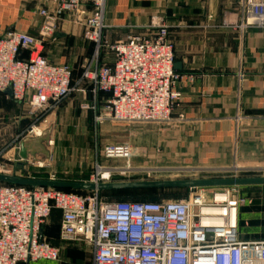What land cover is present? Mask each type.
<instances>
[{
    "label": "built area",
    "instance_id": "obj_1",
    "mask_svg": "<svg viewBox=\"0 0 264 264\" xmlns=\"http://www.w3.org/2000/svg\"><path fill=\"white\" fill-rule=\"evenodd\" d=\"M234 1L239 23L232 28L242 34L264 30V0ZM37 3L34 15L42 21L38 37L16 29L0 36V93L10 91L11 100L27 109L31 118L29 128L15 138L14 149L20 152L21 142L48 132L54 115L83 87L92 88L94 95H109L95 118L97 125L168 126L173 122V111L181 99L177 86L184 78L175 71L170 27L163 18H152L145 28L149 34L111 44L104 38L106 0ZM66 19L80 26L84 41L95 45L94 55L74 86L73 68L55 65L44 55L45 46ZM104 52L112 55V65L101 63ZM82 109L91 108L83 105ZM1 157L0 174L12 175ZM135 157L127 144L106 145L102 158L122 160L126 166L98 164L83 182H131L118 178L165 171L133 168ZM6 162L11 168L46 167L37 156L6 158ZM172 173L189 177L185 179L264 177V167ZM44 179L62 181L55 174ZM239 189L190 190L188 199L154 203L109 201L99 192L81 196L50 188L2 185L0 264L58 262L63 248L52 246L42 236L55 211L61 214V244L90 248L92 264H264V241L241 239L240 213L251 201Z\"/></svg>",
    "mask_w": 264,
    "mask_h": 264
},
{
    "label": "crops",
    "instance_id": "obj_2",
    "mask_svg": "<svg viewBox=\"0 0 264 264\" xmlns=\"http://www.w3.org/2000/svg\"><path fill=\"white\" fill-rule=\"evenodd\" d=\"M37 4V0H0V36L16 29L38 37L42 21L34 15ZM154 17L163 18L170 27L175 71L184 78L177 86L181 99L170 125H97L95 118L109 95H94L89 87L81 88L58 112L63 110L68 116L78 106L80 111L91 113L94 127L100 129L101 145L130 146L136 155L133 168L174 172L234 166L263 168L264 30L251 29L242 34L232 28L239 23L234 0H106L104 38L112 44L149 34L145 28ZM226 22L230 26H225ZM69 24L67 19L59 24L62 33L57 35L61 37L48 42L44 55L55 65L73 68L74 86L83 70L77 73V60L73 58L68 64L67 57L61 56V41L71 31ZM77 37L76 45L92 47L86 65L95 53V45ZM83 53L87 54L84 50L77 56ZM109 56L101 53V63ZM83 105L91 109L83 110ZM21 110L8 95L0 93V112L20 115ZM30 124L24 128L22 124L9 143L14 146L15 138ZM19 153L11 147L2 158L16 159ZM60 230L61 214L55 211L43 228V239L63 248Z\"/></svg>",
    "mask_w": 264,
    "mask_h": 264
},
{
    "label": "rangeland",
    "instance_id": "obj_3",
    "mask_svg": "<svg viewBox=\"0 0 264 264\" xmlns=\"http://www.w3.org/2000/svg\"><path fill=\"white\" fill-rule=\"evenodd\" d=\"M68 21V20H67ZM70 30L67 32L66 40L61 41L63 57H67L66 62L70 64L71 59H76L74 70L80 73L83 70L88 56L92 52V47L86 44L76 45L77 35L81 40L82 29L73 21H68ZM62 33L58 28L56 34L49 42L58 40ZM65 38V37H64ZM78 38V37H77ZM79 40V39H78ZM86 51L87 54L78 57L80 52ZM111 55V54H110ZM31 123L28 111L22 108L21 114H8L0 112V156L5 157L7 152L13 147L10 140L14 138L17 131L23 124V128ZM26 130V129H25ZM100 130V129H99ZM93 125L92 114L80 111L78 106H74L71 115L66 116L61 110L53 117L51 125V144L47 145L49 157L42 155L37 159L46 166L43 169L23 165L13 167L1 157V162L9 167L12 175L26 178H46L50 174H55L58 178L68 179L69 181H86L95 173L98 164L103 167H125L126 162L122 160H106L102 158V150L105 145H101V133ZM14 140V139H13ZM10 165V166H9ZM133 166V164H132ZM154 171V169L152 170ZM174 171H162L161 174H149L145 176L132 175L119 180H130L131 182L140 181H166L184 180L189 178L185 175H177ZM81 179V180H80ZM240 194L251 201L245 207L244 215L240 226L241 239L249 241H264V187H245L239 189ZM190 190H166V191H134V192H108L103 197L109 201L123 202H163L181 201L188 199ZM52 264H92V253L90 248L85 245H67L61 250L60 260Z\"/></svg>",
    "mask_w": 264,
    "mask_h": 264
},
{
    "label": "water",
    "instance_id": "obj_4",
    "mask_svg": "<svg viewBox=\"0 0 264 264\" xmlns=\"http://www.w3.org/2000/svg\"><path fill=\"white\" fill-rule=\"evenodd\" d=\"M176 68V66H175ZM10 98L11 92L6 93ZM51 143V131L46 132L41 138L27 139L20 144L19 156L27 160L29 156L49 157L47 145ZM0 184L27 187V188H50L57 190H73L81 192H112V191H135V190H213L245 187H264V177L247 178H212V179H184L166 181H140L118 182L109 184H91L80 181H49L45 179H27L10 174H0ZM198 197V194L195 195Z\"/></svg>",
    "mask_w": 264,
    "mask_h": 264
},
{
    "label": "trees",
    "instance_id": "obj_5",
    "mask_svg": "<svg viewBox=\"0 0 264 264\" xmlns=\"http://www.w3.org/2000/svg\"><path fill=\"white\" fill-rule=\"evenodd\" d=\"M105 54H107V53L105 52ZM109 57L110 58H108V60H105L102 63L103 64H108V65H112V63H113V57H112V55H110ZM37 179H44V178H37ZM2 185L3 184H0V186H2ZM4 186H11V185H4ZM61 191H64L66 193H73V194H77V195H81V196H86V195H89L91 193V192H81V191H73V190H61ZM135 191H166V190H135ZM112 192L126 193V192H134V191H112ZM104 193H108V192H101L100 193V196L103 197ZM121 202H123V201H121ZM154 203H159V202H154ZM244 211H245V208H243L241 210V213H240V226H241V222H242V216L244 215Z\"/></svg>",
    "mask_w": 264,
    "mask_h": 264
}]
</instances>
